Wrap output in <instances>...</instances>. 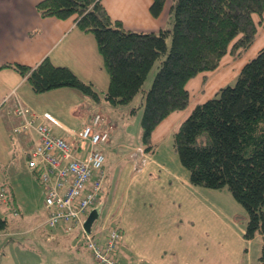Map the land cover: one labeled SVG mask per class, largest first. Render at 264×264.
I'll list each match as a JSON object with an SVG mask.
<instances>
[{
    "label": "trees",
    "instance_id": "obj_1",
    "mask_svg": "<svg viewBox=\"0 0 264 264\" xmlns=\"http://www.w3.org/2000/svg\"><path fill=\"white\" fill-rule=\"evenodd\" d=\"M166 2L152 0L150 14L158 17ZM36 10L44 18L75 16L79 29L93 34L108 85L100 96L91 83L47 58L34 67L2 66L26 77L35 93L70 88L93 104L102 98L111 107L124 106L142 91L159 61L142 101V146L147 151L156 127L188 107L189 81L199 73L207 78L225 56H240L254 43L264 0H170L171 27L158 32L125 29L100 0H41ZM218 95L192 107L173 133V147L192 185L226 189L243 208V239L264 240V47L243 64L235 84L222 87ZM7 226V219L0 217V232Z\"/></svg>",
    "mask_w": 264,
    "mask_h": 264
},
{
    "label": "rangeland",
    "instance_id": "obj_2",
    "mask_svg": "<svg viewBox=\"0 0 264 264\" xmlns=\"http://www.w3.org/2000/svg\"><path fill=\"white\" fill-rule=\"evenodd\" d=\"M170 16L173 20V13ZM170 27L171 24L166 29ZM169 46L168 37V49ZM262 47H264V19L254 43L241 52L240 56H225L220 68L207 73V78L199 73L189 81L191 102L186 109L178 111L171 116V119L163 121L156 127L151 136L154 143L151 144L150 152L143 151L140 121L143 113V95L149 90L159 61L149 71L142 91L135 95L131 103L111 107L102 102L103 109L109 114L100 107L93 111L101 112L114 127L103 151L106 177L94 206L98 214L96 223L102 225L114 221L113 225L121 228L123 235L121 244L126 251L123 256L127 263H129V255L133 259H149L154 264L156 257L159 260L169 259L172 264H191L187 252L190 251V244L195 243L201 249V257L210 256L212 251L218 249L223 256L237 253V258L242 257V264H264V253H262L264 240L256 236L251 241H246L242 237L241 231L245 226L243 208L226 189L216 190L192 185L189 181V172L181 165L173 147V133L192 107L206 99L218 97V91L222 87L233 86L243 64L255 57ZM73 92L79 94L77 91ZM45 96L43 99L45 105L69 104L73 101L70 95H63V91ZM132 107L136 108L134 113L129 112ZM17 164L19 170H14V163L11 162L7 168L3 166L1 171L9 175L11 166L13 171L9 181L17 184L21 194L19 197H24L32 206L35 198L42 199L44 196L42 187L30 173L31 169L23 157ZM217 200L223 209L220 210L225 213L220 212L217 218H212L210 214L206 217L204 210H208L207 208ZM4 207L5 205L1 206L0 203V211ZM13 208L19 209L18 206L11 204V209L6 210L8 217L12 215ZM31 215L34 217L33 210L19 214L16 218L24 223L21 224L19 221L13 228L25 227V225L28 227ZM194 234H196L195 242L191 239ZM32 236L31 233H27L24 236L13 234L6 237L8 240L11 239V242L20 244H15L14 247L19 246L15 249H12L11 245L7 259L4 256L7 250H0V264H50L52 260L56 264H96L81 251L77 250L76 253L64 246L50 249L46 253L48 256H44L37 252L36 242L31 240Z\"/></svg>",
    "mask_w": 264,
    "mask_h": 264
},
{
    "label": "crops",
    "instance_id": "obj_3",
    "mask_svg": "<svg viewBox=\"0 0 264 264\" xmlns=\"http://www.w3.org/2000/svg\"><path fill=\"white\" fill-rule=\"evenodd\" d=\"M39 1L41 0H0V203L1 206L5 205L3 210L0 211V217L8 219L6 230L0 232V238L2 239L0 250H7L4 255L7 259L11 245L12 249L19 248V246L14 247L17 243L11 242V239L8 240L6 237L13 234L24 236L27 233H31L33 235L31 240L36 242L37 252L44 256H48L46 253L50 249L64 246L76 251V253L77 250L81 251L83 255L93 259L91 253L87 252L83 247L85 237L80 227L70 232L74 234H64L58 228L49 227L46 223L48 212L43 203V197L42 199L35 198L33 200L34 204L32 206L29 205L27 203L28 200L24 197H19L21 194L17 184L9 181V178H12L11 171H13L11 166L9 175L1 171L3 166L7 168V165H10L11 162L14 163V170H19L20 167L17 164L19 159L23 157L27 161L26 153L37 142L36 131L33 129L20 133L13 131L14 126L24 121L23 116L14 114V107L17 102L28 109L27 117L29 114H36L40 118L39 121L51 125L52 132L61 136H66V132L48 121L44 117L46 112L58 119L66 128L79 129L83 121L97 107L103 109L102 102L104 100L102 98L98 105L93 104L87 97L76 94V92H73L75 90L70 88L55 89L46 92L48 94L35 93L27 82L26 77H23L12 68L2 67L5 64L34 67L47 58L53 65L67 67L82 81L91 83L100 96H103L106 91L108 75L103 66L102 57L97 49L93 34L81 31L76 25L75 16L67 19L42 17L36 10V3ZM100 2L105 7L110 18L120 21L122 26L128 30L158 32L166 29L171 24L170 0H167L163 11L158 17H153L150 14L149 7L152 0H100ZM59 91H63V95H70L73 98L72 103L59 105L55 103L43 104L45 95L59 93ZM103 111L108 113L104 109ZM174 114L169 115L164 121L171 119ZM153 143L154 141L151 140V144ZM148 151L150 152V150ZM30 173L36 178L35 180L39 186L42 187L37 173L33 170ZM30 182L33 184L31 180ZM41 190L43 192L42 188ZM218 201L213 202V205L209 204L208 210H204L206 217L210 214L212 218H217L220 212L225 213L220 210L222 207ZM11 204L18 206L19 209L13 208L12 215L8 217L6 210L11 209ZM30 210H33L34 217L30 216L31 222L28 227L25 225V227L13 228L19 221L21 224L24 223L16 217ZM91 210H94V207ZM95 216H98L97 212ZM96 217L91 224L90 231L94 238L102 243L107 237L109 228L115 225H113L114 221L102 225L97 224ZM115 227L119 228L121 232L120 227ZM243 230L244 227L241 232ZM195 237L196 234L191 236L193 242L196 241ZM225 247L223 246V248ZM120 248L123 250L121 251L122 253ZM200 252L201 249H199L197 244H190V251L187 254L191 264H242V257L239 256L237 258V253L232 256H223L221 251L219 253L217 249L212 251L210 256L201 257ZM123 253H126V251H124V246L120 240L117 247V257L121 263L154 264L149 259H133L129 255V263H127ZM260 258L262 259L261 256ZM155 259V264H172L169 259L161 258L159 260L157 257ZM52 261H50V264H56ZM79 261L81 262V259Z\"/></svg>",
    "mask_w": 264,
    "mask_h": 264
},
{
    "label": "built area",
    "instance_id": "obj_4",
    "mask_svg": "<svg viewBox=\"0 0 264 264\" xmlns=\"http://www.w3.org/2000/svg\"><path fill=\"white\" fill-rule=\"evenodd\" d=\"M19 102L14 114L24 121L13 127L15 133L36 131L37 142L26 153L27 166L35 171L44 192L46 223L67 234L80 227L84 231L85 216L95 206L106 177L104 149L113 131L112 124L101 112H93L79 129L66 128L49 113L44 117L66 132L54 134L50 125L39 121L36 114ZM85 233V231H84ZM120 229L111 227L105 240L98 242L85 233L83 246L97 264H123L117 257Z\"/></svg>",
    "mask_w": 264,
    "mask_h": 264
},
{
    "label": "water",
    "instance_id": "obj_5",
    "mask_svg": "<svg viewBox=\"0 0 264 264\" xmlns=\"http://www.w3.org/2000/svg\"><path fill=\"white\" fill-rule=\"evenodd\" d=\"M95 214H96V211L95 210H92L89 215L87 216L86 220H85V223H84V229L86 232H90V227H91V224L93 223L94 219H95Z\"/></svg>",
    "mask_w": 264,
    "mask_h": 264
}]
</instances>
